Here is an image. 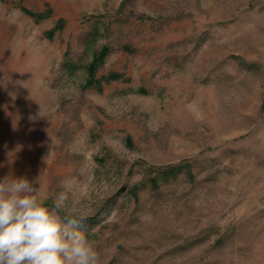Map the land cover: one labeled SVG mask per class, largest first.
I'll return each mask as SVG.
<instances>
[{
  "label": "rangeland",
  "instance_id": "1",
  "mask_svg": "<svg viewBox=\"0 0 264 264\" xmlns=\"http://www.w3.org/2000/svg\"><path fill=\"white\" fill-rule=\"evenodd\" d=\"M6 176L100 264H264V0H0Z\"/></svg>",
  "mask_w": 264,
  "mask_h": 264
},
{
  "label": "clouds",
  "instance_id": "2",
  "mask_svg": "<svg viewBox=\"0 0 264 264\" xmlns=\"http://www.w3.org/2000/svg\"><path fill=\"white\" fill-rule=\"evenodd\" d=\"M26 177L0 180V264H100L81 231L84 217L66 212L60 193L51 204Z\"/></svg>",
  "mask_w": 264,
  "mask_h": 264
},
{
  "label": "trees",
  "instance_id": "3",
  "mask_svg": "<svg viewBox=\"0 0 264 264\" xmlns=\"http://www.w3.org/2000/svg\"><path fill=\"white\" fill-rule=\"evenodd\" d=\"M119 76L120 75H117L116 73H108L106 75L100 76L99 78H94L93 76H91L90 83L95 87L99 88L102 84V80H104V82L107 83L109 82V80L117 79ZM180 170H181V165L168 166L166 168H163L162 170H159V174L162 178L174 177L178 172H180ZM150 181L151 184L154 185L156 182V177H152ZM130 190L132 194L135 196L137 194L138 187L133 186Z\"/></svg>",
  "mask_w": 264,
  "mask_h": 264
}]
</instances>
